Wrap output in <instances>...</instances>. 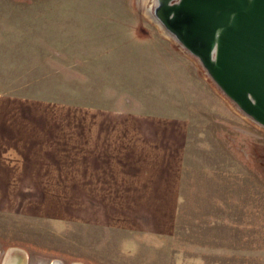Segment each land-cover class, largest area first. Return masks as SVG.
<instances>
[{
	"label": "rangeland",
	"instance_id": "obj_1",
	"mask_svg": "<svg viewBox=\"0 0 264 264\" xmlns=\"http://www.w3.org/2000/svg\"><path fill=\"white\" fill-rule=\"evenodd\" d=\"M144 6L0 0V99L147 108L127 100L151 97L163 75L162 47L178 43ZM212 88L217 97L196 100L173 235L126 238L85 227L82 197L35 195L43 191L0 180V264L19 256L22 264H264V127Z\"/></svg>",
	"mask_w": 264,
	"mask_h": 264
},
{
	"label": "crops",
	"instance_id": "obj_2",
	"mask_svg": "<svg viewBox=\"0 0 264 264\" xmlns=\"http://www.w3.org/2000/svg\"><path fill=\"white\" fill-rule=\"evenodd\" d=\"M173 43L162 47L163 75L152 100H127L159 103L158 109L123 100L52 108L0 99V180L43 191L35 195L82 197L85 227L120 230L126 238L173 235L196 100L217 97L200 63Z\"/></svg>",
	"mask_w": 264,
	"mask_h": 264
},
{
	"label": "water",
	"instance_id": "obj_3",
	"mask_svg": "<svg viewBox=\"0 0 264 264\" xmlns=\"http://www.w3.org/2000/svg\"><path fill=\"white\" fill-rule=\"evenodd\" d=\"M150 11L224 96L264 127V0H153Z\"/></svg>",
	"mask_w": 264,
	"mask_h": 264
},
{
	"label": "bare ground",
	"instance_id": "obj_4",
	"mask_svg": "<svg viewBox=\"0 0 264 264\" xmlns=\"http://www.w3.org/2000/svg\"><path fill=\"white\" fill-rule=\"evenodd\" d=\"M144 3H145V9H146V14H148L150 17H151V19L153 18V16L151 15V11H150V7H149V5L147 4L148 3V1L147 0H143V5H144ZM153 20H155L154 18H153ZM154 22V21H153ZM157 22V21H156ZM157 24H158V26H159V28L162 30H160V32H163V35L165 34V36L166 37H168V38H171V39H173L174 41H175V39L174 38H172L167 32H165V30L163 29V27H162V25L159 23V22H157ZM176 42V41H175ZM182 48V47H181ZM22 259V258H21ZM11 261H9L8 263H6V264H22V262L20 263V257H18V258H14V259H10Z\"/></svg>",
	"mask_w": 264,
	"mask_h": 264
}]
</instances>
